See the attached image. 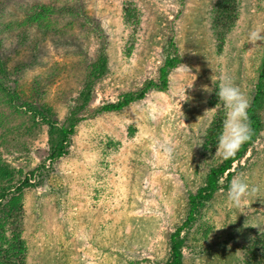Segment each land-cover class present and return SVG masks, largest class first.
Here are the masks:
<instances>
[{
  "label": "rangeland",
  "instance_id": "rangeland-1",
  "mask_svg": "<svg viewBox=\"0 0 264 264\" xmlns=\"http://www.w3.org/2000/svg\"><path fill=\"white\" fill-rule=\"evenodd\" d=\"M134 1L141 13L135 35L121 24V0L82 1L106 32L110 66L95 84L87 109L78 114L82 120L66 155L50 162L47 126L39 124L27 135L23 129L31 126L30 119L0 103L8 119L0 128L4 158L23 170V175L43 162L46 167L34 170L31 178L41 182L24 189L26 264H162L168 233L185 218L187 191L201 183L211 159L222 158L218 153L210 157L201 152L205 129L220 106H209L208 97L225 77L248 102L252 97L264 45L251 47L248 33L264 30V0H242L238 25L221 39L208 20L214 0ZM9 3H0L5 8L3 23L12 19ZM80 34L77 28L71 30V36L79 38L78 47L61 39L58 44V37L45 38L48 52L43 64L10 83L20 102L47 105L58 123L69 115L85 66L99 48L96 33ZM170 38L183 60L169 73L167 90H151L121 112L97 114L99 106L116 102L122 92L136 90L146 79L157 77ZM184 92L189 99L181 101ZM19 124L22 131L15 134ZM240 165L243 171L234 176L258 192L234 207L228 201V189L222 188L206 203L207 210H202L217 225L222 237L216 240L229 254V264L241 254L246 228L259 225L261 231L253 228L264 233V130ZM198 247L206 249L205 243ZM183 251L185 264H206L205 252Z\"/></svg>",
  "mask_w": 264,
  "mask_h": 264
},
{
  "label": "trees",
  "instance_id": "trees-1",
  "mask_svg": "<svg viewBox=\"0 0 264 264\" xmlns=\"http://www.w3.org/2000/svg\"><path fill=\"white\" fill-rule=\"evenodd\" d=\"M5 1L10 2V0ZM82 1L69 0L71 5L67 3L70 5L68 6L61 0H15L9 3L12 6L9 12L12 19L4 23L1 18L5 8L0 7V103L3 105L5 102L17 114L20 113L30 119L31 126L23 129L27 135H31L32 128L39 124L47 126L48 155L46 158L50 162L68 153L71 137L82 120L78 114L87 109L93 97L95 84L107 75L110 66L106 32L101 22L95 21L94 13L88 14L86 3ZM120 9L122 26L124 25L135 35L141 26V13L138 6L134 0H121ZM241 9L242 0L212 2V8L208 11V20L218 39L238 25L242 15ZM75 28L79 31V35H81L80 32L96 33L100 37L99 48L95 52V57L85 66L81 88L69 109V115L62 123H58L53 117V110L47 105L29 101L20 102L11 84L16 83L19 76H24L28 71L43 64V57L48 52V47L43 43L45 38L56 40L58 37V44L61 39L72 47H78L79 38L71 36V30ZM85 38L89 37L85 36ZM135 41L136 38L132 37V43ZM222 41L223 39L220 43ZM52 42L57 44L55 41ZM125 50L126 54H129V46H126ZM166 50V57L158 67L156 78L146 79L136 90L122 92L116 102L99 106L96 113L121 112L131 103L143 99L151 90H167L168 75L172 69L181 64L183 57L172 38L168 39ZM255 78L247 109L248 122L252 129L251 140L244 143L231 159L221 158L219 161L211 159L201 183L194 191L190 189L187 191L183 208L185 218L168 233V251L162 264H185L184 248L205 252L206 264H229L232 261L229 254L225 252V247L220 246L221 241L216 240L222 237L218 234L220 231L217 230V225L202 210L204 208L207 210L206 203L213 201L222 188L228 189L237 171H243L244 166L240 165V160L260 132L264 130V55L256 69ZM216 88L218 87L214 88L207 103L209 106L219 104L220 106L205 129L201 145V152L210 157H214L217 153V137L222 131L226 111L221 102H218ZM4 110V106L0 108V128L8 121L4 116L6 114ZM21 131L19 124L15 134ZM2 138L3 133H0V141ZM22 147L26 148L25 142L22 143ZM235 163L237 165L234 166ZM45 169L43 162L36 169L30 170L28 175H23V170L12 167L0 151V264H26L28 249L23 237L24 189L37 186L41 182L40 180L31 181L36 173L34 170ZM232 226L236 228L234 224ZM247 230L250 231L247 233ZM243 240L239 247L241 254H236L235 262L230 264H264V233L248 227L244 232ZM204 243L206 249L203 251L198 244Z\"/></svg>",
  "mask_w": 264,
  "mask_h": 264
},
{
  "label": "clouds",
  "instance_id": "clouds-1",
  "mask_svg": "<svg viewBox=\"0 0 264 264\" xmlns=\"http://www.w3.org/2000/svg\"><path fill=\"white\" fill-rule=\"evenodd\" d=\"M248 43L251 47L264 45V30H251L248 33ZM184 69L190 72V69L185 65ZM204 90L210 92L206 86ZM215 94L218 102H222L226 109L222 131L217 137V153L227 160L233 158L241 146L251 140L252 129L247 117L249 103L239 87L226 77L222 78ZM188 99L189 97L184 92L181 101ZM167 151L170 152L171 150L167 149ZM257 192L258 188L255 186L250 187L239 176H234L228 186L227 198L232 206L240 207L247 196L254 195ZM252 227L260 226L252 225Z\"/></svg>",
  "mask_w": 264,
  "mask_h": 264
}]
</instances>
